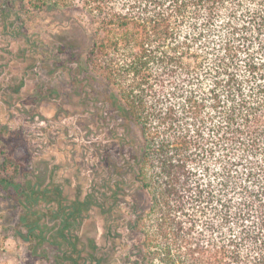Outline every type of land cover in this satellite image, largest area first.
<instances>
[{
	"label": "trees",
	"instance_id": "1",
	"mask_svg": "<svg viewBox=\"0 0 264 264\" xmlns=\"http://www.w3.org/2000/svg\"><path fill=\"white\" fill-rule=\"evenodd\" d=\"M0 1L3 13L77 10L61 51L119 119L104 200L146 195L130 220L140 264H264V0ZM18 173L0 185L23 205L25 238L87 264L78 227L94 193Z\"/></svg>",
	"mask_w": 264,
	"mask_h": 264
},
{
	"label": "rangeland",
	"instance_id": "2",
	"mask_svg": "<svg viewBox=\"0 0 264 264\" xmlns=\"http://www.w3.org/2000/svg\"><path fill=\"white\" fill-rule=\"evenodd\" d=\"M13 8L3 13L0 1V177L16 167L22 185L57 187L69 198L94 193L78 227L86 263L140 264V237L130 220L146 195L104 200V192H114L121 159L119 119L61 51L77 10ZM22 210L15 192L0 185V264H62L55 246L25 238Z\"/></svg>",
	"mask_w": 264,
	"mask_h": 264
}]
</instances>
